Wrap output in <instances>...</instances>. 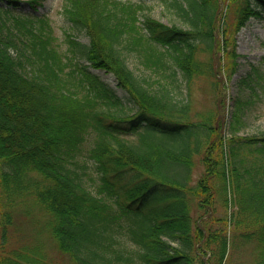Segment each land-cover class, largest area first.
I'll list each match as a JSON object with an SVG mask.
<instances>
[{
  "label": "trees",
  "instance_id": "trees-1",
  "mask_svg": "<svg viewBox=\"0 0 264 264\" xmlns=\"http://www.w3.org/2000/svg\"><path fill=\"white\" fill-rule=\"evenodd\" d=\"M62 1L68 22L89 40L65 32L74 54L66 62L46 21L17 19L13 34L4 19L10 10L0 7L1 239L12 206L34 195L75 264H226L228 219L204 229L191 208L193 198L209 207L218 196L236 209V237L255 243L264 264V163L245 165L241 154L246 145L264 151V136L228 138L222 123L191 107L193 81L219 83L222 69H238L199 57L221 48L222 3L234 9L235 30L223 32L231 57L236 35L264 19V0H173L184 27L154 19L145 0ZM132 52L155 78L129 67ZM91 69L111 73L126 96ZM197 159L204 171L193 184ZM90 163L96 179L87 178Z\"/></svg>",
  "mask_w": 264,
  "mask_h": 264
},
{
  "label": "rangeland",
  "instance_id": "rangeland-1",
  "mask_svg": "<svg viewBox=\"0 0 264 264\" xmlns=\"http://www.w3.org/2000/svg\"><path fill=\"white\" fill-rule=\"evenodd\" d=\"M17 6H10L7 2H0V7L10 10L4 16L7 27L13 34H18L16 20L30 18L36 21L43 19L49 25L52 46L57 50L64 62L74 57L71 45L66 40L65 32L72 33L77 41L88 43L84 32L74 29L63 14L62 0H39L31 4V0H18ZM131 1V0H122ZM173 0H145L149 7V14L156 20L166 25L184 27L181 17L175 7L171 6ZM222 17L220 30L222 39L218 35L221 48L216 46L215 53H199L200 59L212 60L214 65L221 64L225 67L232 63L237 65V72L233 75L225 74L223 69L218 83L214 77L202 76L193 81L191 86L192 114L212 115L215 123H222L224 133L228 138L234 137L243 142L253 137L264 136V19H251L247 25L236 35V56L230 48L229 55L225 56V39L223 32L228 29L234 32V9L224 7L222 3ZM238 56V57H237ZM237 57V59H235ZM76 60H74L75 62ZM83 61V60H82ZM138 54L132 52L128 55L129 67L138 75L155 78V73L147 70L139 62ZM85 64L87 62L83 61ZM70 66L65 71L70 70ZM219 71V68H217ZM32 69L28 73H31ZM105 83L116 89L115 78L111 73L101 70H92ZM119 96L125 97L126 93L116 89ZM240 110L239 121L233 118V113ZM262 145L256 147L244 146L241 154L249 158L247 163H264ZM256 149V151H255ZM194 172L195 184L204 171L203 164L197 159ZM87 178L96 179V172L89 164L86 170ZM200 198L191 202L192 216L204 229L224 227V220L229 221L231 247L228 250L226 264H258V250L255 243H247L236 237L234 232L235 208L232 205L226 208L221 199L216 196L212 206L201 207ZM254 202V200H252ZM202 203V202H201ZM11 222L5 228L6 237L0 236V262L2 264H75L71 257L64 253L49 228L50 217L47 212L35 201L34 195L18 199L11 208ZM238 231V230H236ZM2 231L0 230V235ZM236 237V238H235ZM210 255V253H209ZM207 264V263H205Z\"/></svg>",
  "mask_w": 264,
  "mask_h": 264
}]
</instances>
